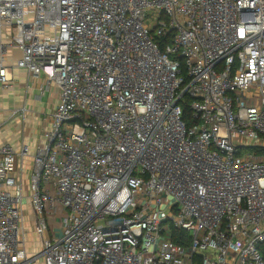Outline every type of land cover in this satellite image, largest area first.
I'll list each match as a JSON object with an SVG mask.
<instances>
[{
    "label": "built area",
    "instance_id": "2783aa9c",
    "mask_svg": "<svg viewBox=\"0 0 264 264\" xmlns=\"http://www.w3.org/2000/svg\"><path fill=\"white\" fill-rule=\"evenodd\" d=\"M12 49L60 101L0 140V264H264V0H0Z\"/></svg>",
    "mask_w": 264,
    "mask_h": 264
},
{
    "label": "crops",
    "instance_id": "0c3cea01",
    "mask_svg": "<svg viewBox=\"0 0 264 264\" xmlns=\"http://www.w3.org/2000/svg\"><path fill=\"white\" fill-rule=\"evenodd\" d=\"M20 56V50H11L8 64L11 65L12 80L9 87L0 84V140L11 141L16 148L22 143L32 147L37 145L42 129L50 125V114L60 101V89L55 84H51L40 98L39 85L45 81L33 80L28 70L18 67ZM23 107L27 110L25 117L14 114ZM41 115L35 128V121Z\"/></svg>",
    "mask_w": 264,
    "mask_h": 264
},
{
    "label": "rangeland",
    "instance_id": "374dc122",
    "mask_svg": "<svg viewBox=\"0 0 264 264\" xmlns=\"http://www.w3.org/2000/svg\"><path fill=\"white\" fill-rule=\"evenodd\" d=\"M11 99H14V97H10ZM36 99V97H34ZM39 100V99H38ZM39 103H42V100H39ZM40 107V106H39ZM42 115L40 116V118H37L35 121V128L38 127L39 123V119L41 120ZM24 217H25V229L27 232V250L30 253L36 254L38 252L41 251V246H40V237L38 235V232H36V227H35V221H34V214L32 212V210L30 209V205L25 202L24 204ZM54 223V221H53ZM55 225L54 227L57 226V224H53ZM32 254V255H33ZM43 260L42 258L37 259L35 261H33L32 264H42Z\"/></svg>",
    "mask_w": 264,
    "mask_h": 264
},
{
    "label": "trees",
    "instance_id": "16d2710c",
    "mask_svg": "<svg viewBox=\"0 0 264 264\" xmlns=\"http://www.w3.org/2000/svg\"><path fill=\"white\" fill-rule=\"evenodd\" d=\"M184 118L189 122V124L192 123V120H190V109L188 106L184 107ZM171 237L174 242L183 246H189L191 243V236L189 233L180 229L173 228Z\"/></svg>",
    "mask_w": 264,
    "mask_h": 264
}]
</instances>
